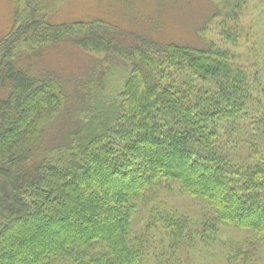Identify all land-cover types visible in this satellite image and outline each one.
Listing matches in <instances>:
<instances>
[{
  "label": "trees",
  "instance_id": "16d2710c",
  "mask_svg": "<svg viewBox=\"0 0 264 264\" xmlns=\"http://www.w3.org/2000/svg\"><path fill=\"white\" fill-rule=\"evenodd\" d=\"M30 1L0 50V264H194V250L199 264H264L263 53L239 62L214 42L137 35L125 45L102 21L49 25L46 2ZM219 15L214 6L209 17ZM225 25L219 36L233 44ZM40 42L122 60L123 74L110 57L90 73L60 140L63 81L16 66ZM173 186L211 216L156 205L153 191ZM231 232L251 235L248 246L231 245Z\"/></svg>",
  "mask_w": 264,
  "mask_h": 264
},
{
  "label": "rangeland",
  "instance_id": "374dc122",
  "mask_svg": "<svg viewBox=\"0 0 264 264\" xmlns=\"http://www.w3.org/2000/svg\"><path fill=\"white\" fill-rule=\"evenodd\" d=\"M41 1H45L47 4L44 20L49 25L73 26V24L96 22L92 24L91 28H98L97 22L102 21L110 29L111 27L117 29L119 35L116 36V40L125 45L134 42L132 35H137L162 45L169 43L197 44L200 40L214 42L234 53L237 59L239 57V62H246L257 54L263 53L264 55V5L261 0ZM235 2L238 5L237 9H235ZM21 4L27 11L33 8L30 0H0V50L9 44L13 32L21 28V23L18 20ZM214 6L220 9L221 16L210 18ZM222 16H227V19ZM224 23H226L224 27L227 31L236 34L233 44L223 43L219 36L217 27ZM36 44L41 46L40 51L33 52L36 55L22 58L16 66L21 70L29 69L30 75L40 74L47 70L58 75L63 81L68 95V114L65 121L62 119L56 123L55 133L60 140L64 127L72 124V114L78 109L82 99L79 98L82 97L83 90L81 88L87 85L90 73L94 69L96 70L104 59L110 57L115 59L114 61L118 65L117 73L123 74L122 60L113 55L92 54L69 42L54 44L40 42ZM30 48L32 49L33 46L25 48L28 50L27 55L32 51ZM20 49L22 48L16 50L20 51ZM104 65L109 66V63L105 62ZM5 96V90L1 89L0 99ZM157 191L158 189L153 191V200L156 205L162 203L166 210L174 209L194 220L211 216L208 213L209 208H205L202 200L182 194L175 186L169 192H161V190L156 193ZM158 207L156 206V208ZM148 214L144 207L138 212L135 229L139 232L148 219ZM158 229L160 228L158 227ZM155 235L156 237L160 236L156 230ZM250 236L247 233L231 232L223 237L229 240L231 245L239 243L246 248ZM156 249L159 250L160 247ZM198 254L199 252L196 250L190 253L191 263L199 264L202 261L203 258ZM259 256L264 263V251L259 252ZM146 264H153V262L149 261Z\"/></svg>",
  "mask_w": 264,
  "mask_h": 264
}]
</instances>
